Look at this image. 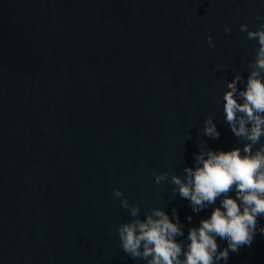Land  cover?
I'll use <instances>...</instances> for the list:
<instances>
[{
	"label": "water",
	"instance_id": "water-1",
	"mask_svg": "<svg viewBox=\"0 0 264 264\" xmlns=\"http://www.w3.org/2000/svg\"><path fill=\"white\" fill-rule=\"evenodd\" d=\"M258 13L264 0H0V264H146L121 248L115 189L141 219L175 209L187 243L212 207L194 213L152 174L242 147L223 93L237 71L246 83L258 44L239 26ZM226 264H264V234Z\"/></svg>",
	"mask_w": 264,
	"mask_h": 264
},
{
	"label": "clouds",
	"instance_id": "clouds-1",
	"mask_svg": "<svg viewBox=\"0 0 264 264\" xmlns=\"http://www.w3.org/2000/svg\"><path fill=\"white\" fill-rule=\"evenodd\" d=\"M255 19L260 21L255 30L247 23L239 26L247 40L258 44L254 59L247 63L246 83L239 87L245 77L237 71L223 93L225 123L242 147H204L194 154V165L183 169V178L169 171L152 174L157 185H173V194L187 199L194 213L211 206L210 216L189 227L185 243L177 239L184 237V231L175 209L170 217L153 207L141 219L139 205L130 204L115 189L114 198L131 217L117 226L121 248L131 258L146 264H219L222 260L226 264L230 253L251 246L257 231L264 234V226H258L264 218V15L258 13ZM224 31L231 29L225 26ZM206 43L215 48L211 36ZM203 134L213 140L220 136L211 115L205 117ZM187 219L191 222L192 217ZM218 238L227 247L221 249Z\"/></svg>",
	"mask_w": 264,
	"mask_h": 264
}]
</instances>
